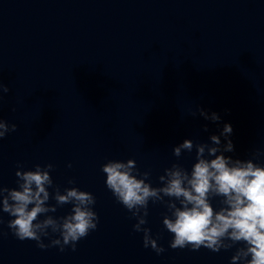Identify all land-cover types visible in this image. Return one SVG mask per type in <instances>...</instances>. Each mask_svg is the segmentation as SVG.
I'll use <instances>...</instances> for the list:
<instances>
[{
    "label": "water",
    "instance_id": "obj_1",
    "mask_svg": "<svg viewBox=\"0 0 264 264\" xmlns=\"http://www.w3.org/2000/svg\"><path fill=\"white\" fill-rule=\"evenodd\" d=\"M0 83V118L17 125L0 140V187H16L18 164H51L54 185L91 192L99 216L60 252L19 241L0 213V264H229L235 249L169 248L166 209L151 202L145 226L165 251L144 248L100 169L132 159L159 186L171 164L190 168L195 153L173 146L218 134L197 105L231 123L226 155L264 153V0H0Z\"/></svg>",
    "mask_w": 264,
    "mask_h": 264
},
{
    "label": "clouds",
    "instance_id": "obj_2",
    "mask_svg": "<svg viewBox=\"0 0 264 264\" xmlns=\"http://www.w3.org/2000/svg\"><path fill=\"white\" fill-rule=\"evenodd\" d=\"M8 91L0 83V92ZM197 114L216 124L218 134H211L207 142L184 139L173 146L177 159L195 153L190 168L173 163L158 177L159 186H153L150 173L140 171L134 160H107L100 169L105 186L135 219L133 231L143 234V247L157 255L165 249L145 226L150 202L166 209L162 225L171 236L169 248L198 251L203 247L213 253L235 249L229 264H264V161L260 160L264 153L257 151L248 159L226 155L235 153L231 123L220 127L221 116L199 105L191 113ZM16 128L0 118V140ZM203 130L208 131L207 125ZM17 168L16 187H0V213L10 217L8 230L19 241H34L41 250L55 246L60 252L75 251L77 243L98 227L95 196L76 186L61 190L54 185L51 164H37L31 170L18 164ZM67 183L75 185L73 179ZM65 205L71 206L67 214L52 215Z\"/></svg>",
    "mask_w": 264,
    "mask_h": 264
}]
</instances>
